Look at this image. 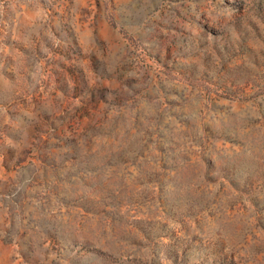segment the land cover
I'll list each match as a JSON object with an SVG mask.
<instances>
[{
  "label": "rangeland",
  "instance_id": "rangeland-1",
  "mask_svg": "<svg viewBox=\"0 0 264 264\" xmlns=\"http://www.w3.org/2000/svg\"><path fill=\"white\" fill-rule=\"evenodd\" d=\"M0 264H264V0H0Z\"/></svg>",
  "mask_w": 264,
  "mask_h": 264
},
{
  "label": "clouds",
  "instance_id": "clouds-1",
  "mask_svg": "<svg viewBox=\"0 0 264 264\" xmlns=\"http://www.w3.org/2000/svg\"><path fill=\"white\" fill-rule=\"evenodd\" d=\"M235 19V18H234ZM97 43H98V45H101L102 44V42L101 41H97Z\"/></svg>",
  "mask_w": 264,
  "mask_h": 264
}]
</instances>
